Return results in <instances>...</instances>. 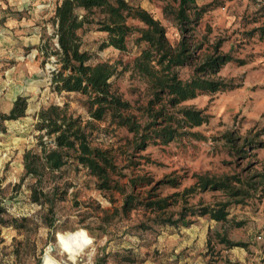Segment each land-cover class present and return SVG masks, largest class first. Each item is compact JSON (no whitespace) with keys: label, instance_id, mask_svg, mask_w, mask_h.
Instances as JSON below:
<instances>
[{"label":"rangeland","instance_id":"obj_1","mask_svg":"<svg viewBox=\"0 0 264 264\" xmlns=\"http://www.w3.org/2000/svg\"><path fill=\"white\" fill-rule=\"evenodd\" d=\"M59 0H0V111L8 112L14 100L22 95L28 100L25 116L5 122L0 131V205L6 207V219L13 225L0 224V264H43L44 258L59 264H264V193L246 198V203L231 208L229 221H216L209 215L195 216L187 225H136L144 220L142 209L126 216L112 217L113 208L108 194L96 187V178L82 166L68 164L61 171L45 172L42 182L25 176L24 153L34 149L37 136L36 113L55 103L68 104L69 110L83 119L90 118L80 92L56 91L51 71L56 66L45 59L38 47L57 40L53 15ZM141 4L167 26L171 42L180 37L178 28L162 14L164 0H130ZM207 5L194 37H208L210 41L224 38L223 49L248 59V63L226 64L222 77L238 87L232 90L203 94L186 104L206 109L211 115L208 123L195 130L205 138H183L168 144H151L142 153L151 161L141 160L135 171L149 173L156 179L167 174L180 177V187L163 185V194L191 185L193 174L222 176L241 172L243 177L260 171L264 165V146L248 148L245 158L232 155V143L225 134L264 141V35L251 34L254 27L264 25V0H197ZM130 22L138 23L130 20ZM83 48L92 53V62H117L121 69L131 64L139 48L134 36L129 38L127 51L112 46L101 48L104 32L93 27L80 31ZM189 69L182 73L187 75ZM124 97L134 100L144 91L145 84L130 69L115 78ZM137 89V92L133 90ZM94 143L110 148L117 162L126 163L132 137L125 128L108 127L107 120L95 121ZM249 170H245V169ZM129 171V170H126ZM48 192L55 202L53 212L49 204L32 201V190ZM116 196L121 199L118 193ZM200 199L205 204L227 199L218 190L194 194L190 203ZM177 208V207H176ZM108 213V214H107ZM55 219V227L51 223ZM109 220V222L107 221ZM236 221H242L236 226ZM85 228L90 242L73 253L61 249L58 231ZM216 232L226 234L240 244L227 247L219 243ZM49 251V252H48Z\"/></svg>","mask_w":264,"mask_h":264},{"label":"trees","instance_id":"obj_2","mask_svg":"<svg viewBox=\"0 0 264 264\" xmlns=\"http://www.w3.org/2000/svg\"><path fill=\"white\" fill-rule=\"evenodd\" d=\"M206 11L207 5H199L197 0H164L162 14L180 32L179 39L171 42L164 22L141 4L130 0H59L50 37L57 41L53 44L47 41L38 49L45 59L54 58L53 88L58 92L83 94L90 118L85 120L76 115L67 103L42 107L36 113L35 128L40 131L36 146L26 150L23 156L24 175L36 177L39 183L45 172H58L72 163L82 166L96 178V187L108 194L110 202L120 201L113 208L112 217L143 210L145 218L136 225L142 229L154 225H187L193 217L206 214L216 221H229L233 206L264 193V165L247 177L241 172L222 176L193 174L195 181L191 185L168 194H163L161 187H180V177L167 174L156 179L147 172L135 171L141 160L151 161L142 153L151 144L205 138L195 128L208 123L211 115L206 109L186 104L187 101L239 86L222 77L220 71L229 63L247 64L248 59L235 55L233 49L224 50V38L210 41L205 36L194 37ZM92 27L105 33L101 48L112 46L127 51L129 38L134 36L139 50L132 63L124 64L121 69L118 68L121 60L93 63L92 53L83 48L80 33ZM254 33L264 35V25L254 27L251 34ZM185 68L189 69L187 75L182 73ZM128 69L145 84L144 91L134 100L125 98L115 84V78ZM27 109V98L18 96L8 112L0 111V131L6 130V121L25 116ZM102 120H107L108 127L125 128L132 134L127 140L126 163L120 165L110 148L94 143L93 132L98 128L95 121ZM224 138L232 143L230 153L241 159L247 156L248 148L264 146V141L256 139L245 138L239 145L240 136L225 134ZM207 190L221 191L227 199L208 204L202 199L190 203L191 196ZM41 196L47 197L48 192L32 190V201L49 204L53 212L55 202ZM6 213V207L0 205V224L13 225L5 218ZM54 222L55 219L49 225L55 227ZM242 224L236 221V226ZM216 238L227 247L240 244L221 232H216Z\"/></svg>","mask_w":264,"mask_h":264},{"label":"bare ground","instance_id":"obj_3","mask_svg":"<svg viewBox=\"0 0 264 264\" xmlns=\"http://www.w3.org/2000/svg\"><path fill=\"white\" fill-rule=\"evenodd\" d=\"M56 237L58 239L59 245L61 246V249L64 252L69 251L73 253L75 249L79 247H84L86 244H88V242H90L88 232L85 228H78L75 230H67V231H58ZM43 264H59V263H55L48 258H44Z\"/></svg>","mask_w":264,"mask_h":264}]
</instances>
